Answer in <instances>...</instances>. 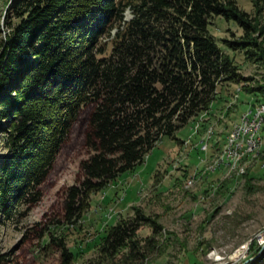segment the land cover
Masks as SVG:
<instances>
[{
  "label": "trees",
  "instance_id": "16d2710c",
  "mask_svg": "<svg viewBox=\"0 0 264 264\" xmlns=\"http://www.w3.org/2000/svg\"><path fill=\"white\" fill-rule=\"evenodd\" d=\"M254 5L260 11L264 0ZM213 15L242 27L238 38L223 39L230 48L264 59V46L251 36L258 21L236 0H10L0 43V134L7 150L0 156V213L41 198V184L85 107L87 156L63 188L69 224L81 219L91 193L208 110L219 84L242 81L264 100V86L245 83L250 77L210 33ZM132 207V215L102 226L98 256L86 264H141L158 246L161 224ZM143 224L152 232L141 239ZM51 239L61 264H69L74 252L62 237ZM89 240L80 239L77 251ZM7 260L0 250V264ZM245 264H264V248Z\"/></svg>",
  "mask_w": 264,
  "mask_h": 264
},
{
  "label": "rangeland",
  "instance_id": "374dc122",
  "mask_svg": "<svg viewBox=\"0 0 264 264\" xmlns=\"http://www.w3.org/2000/svg\"><path fill=\"white\" fill-rule=\"evenodd\" d=\"M8 2L0 0V43ZM236 2L258 21L251 36L264 46V7L258 11L254 0ZM124 13L126 18L131 15L129 8ZM208 28L219 46L233 56L237 70L250 77L245 83L264 86V59L247 56L223 40L238 38L242 27L234 19L213 15ZM242 84H219L208 110L191 117L173 135L162 136L142 162L91 193L81 219L69 224L62 217L63 188L75 181L79 162L87 156L83 133L89 107L83 108L41 184V198L28 207L16 202L9 216L0 213V250L6 253V264H61V250L51 236L62 237L74 252L69 264H86L98 256L95 237L104 234L102 226L106 230L119 217L132 215L133 205L162 226L155 234L158 246L141 264H245L260 255L264 248V119L260 142L253 150L239 160L225 151L241 115L263 100L246 92ZM5 153L0 134V156ZM151 232V226L143 224L138 237ZM80 239L90 242L77 251ZM252 241L259 247L252 246Z\"/></svg>",
  "mask_w": 264,
  "mask_h": 264
},
{
  "label": "bare ground",
  "instance_id": "6f19581e",
  "mask_svg": "<svg viewBox=\"0 0 264 264\" xmlns=\"http://www.w3.org/2000/svg\"><path fill=\"white\" fill-rule=\"evenodd\" d=\"M241 117L242 120H239V122L233 126L225 148L229 156L236 160H239L246 152L253 150L260 142L259 128L262 123L261 119H264V102H256V106L254 108L251 106L250 110L244 112ZM250 139L255 140L249 142L246 148V143ZM202 148L206 150L207 142L203 144ZM191 182L192 180H190V183Z\"/></svg>",
  "mask_w": 264,
  "mask_h": 264
},
{
  "label": "built area",
  "instance_id": "2783aa9c",
  "mask_svg": "<svg viewBox=\"0 0 264 264\" xmlns=\"http://www.w3.org/2000/svg\"><path fill=\"white\" fill-rule=\"evenodd\" d=\"M240 120H242V117H241ZM261 121H262V119H261ZM252 124H253V120H252ZM232 134H233V133H232ZM254 140H255V139H250V140L246 143V148L248 147L249 142L254 141ZM237 146H238V144H237Z\"/></svg>",
  "mask_w": 264,
  "mask_h": 264
},
{
  "label": "water",
  "instance_id": "95a60500",
  "mask_svg": "<svg viewBox=\"0 0 264 264\" xmlns=\"http://www.w3.org/2000/svg\"><path fill=\"white\" fill-rule=\"evenodd\" d=\"M263 246H264V243H263Z\"/></svg>",
  "mask_w": 264,
  "mask_h": 264
}]
</instances>
